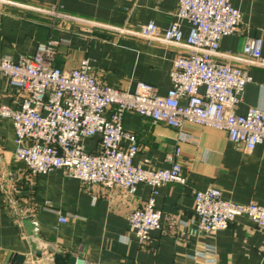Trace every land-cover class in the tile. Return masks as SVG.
Returning a JSON list of instances; mask_svg holds the SVG:
<instances>
[{"label":"crops","instance_id":"obj_1","mask_svg":"<svg viewBox=\"0 0 264 264\" xmlns=\"http://www.w3.org/2000/svg\"><path fill=\"white\" fill-rule=\"evenodd\" d=\"M242 11L238 31L224 35L215 56L220 63L247 69L246 84L237 111L251 106L264 108V66L250 64L227 54H241L249 36L264 34V0H233ZM50 7L122 28L88 24L25 6ZM178 0H0V55H33L38 43L60 39L54 63L65 68L78 66L89 56L99 78L110 85L133 89L140 80L154 83L166 93L172 82L174 58L186 48L132 32L150 20L162 29L175 18ZM191 25L184 20L185 35ZM20 88L0 72V103L19 107ZM124 128L136 134L140 148L135 162L165 167L167 155L180 147L177 156L186 182L161 185L157 207L163 225L141 241L131 230L130 212L144 205L151 187L138 184L135 193L121 186L85 182L63 168L32 172L15 156L13 120L0 116V263L71 264L72 257L88 264H264V230L249 215H238L216 233L198 229L194 189L220 186L227 198L264 204V142L253 150L239 148L223 128L190 121L184 129L196 141L181 140L178 128L154 122L135 110H127ZM129 139H123L128 144ZM87 149L96 151L99 135L85 139ZM60 210L67 220H60ZM31 215L40 236H31L23 218ZM38 244V252L31 240ZM75 259V260H76Z\"/></svg>","mask_w":264,"mask_h":264},{"label":"built area","instance_id":"obj_2","mask_svg":"<svg viewBox=\"0 0 264 264\" xmlns=\"http://www.w3.org/2000/svg\"><path fill=\"white\" fill-rule=\"evenodd\" d=\"M55 16L82 21L93 30L94 25L118 28L91 18L50 7L23 4ZM191 25L187 35L183 22ZM242 11L233 0H178L175 18L161 28L154 20L133 33L186 48L173 61L171 86L160 93L157 86L140 80L133 89L103 82L85 56L78 66L65 68L54 63L60 39L40 41L33 55H0V72L23 92L19 107L0 103V116L13 120L17 159L32 172H48L63 168L85 182L121 186L135 193L138 184L150 185L146 203L129 214L131 230L141 240L151 237L163 225L162 210L157 207L161 185L168 181L185 183L187 178L177 156L180 147L167 155L165 167L145 166L135 162L140 148L136 134L124 128L127 110H135L154 122L163 121L178 128L181 140L196 141L184 129L186 121L223 128L229 138L247 151L264 142V108L251 106L247 112L237 111L246 84L252 79L244 67L220 63L215 56L224 54V35L239 30ZM250 64L264 66V34L249 36L241 54H227ZM100 136L96 151L87 149L85 139ZM129 139L123 144V139ZM198 229L216 233L227 228L241 214L249 215L264 230V204L227 198L217 185L194 189ZM60 220L67 216L60 210ZM71 264H88L78 258Z\"/></svg>","mask_w":264,"mask_h":264},{"label":"water","instance_id":"obj_3","mask_svg":"<svg viewBox=\"0 0 264 264\" xmlns=\"http://www.w3.org/2000/svg\"><path fill=\"white\" fill-rule=\"evenodd\" d=\"M23 221H24L25 228L27 229L29 234H31V236H35V237L40 236V234L38 232V229L36 227L37 223H36V221H34L32 219L31 215L24 216ZM31 243H32V248L34 250H37L38 252L41 251V250H38V244H37V242H36V240L34 238H32ZM17 259L18 260H17L16 264H24L25 263V259H26V255L25 254H17ZM75 259L76 258L73 256L72 260H71V263H74ZM10 262H11V258H9L8 264H10ZM0 264H2V263H0Z\"/></svg>","mask_w":264,"mask_h":264}]
</instances>
